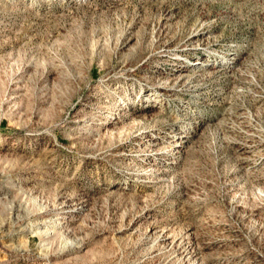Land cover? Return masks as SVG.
Segmentation results:
<instances>
[{
    "label": "rangeland",
    "instance_id": "rangeland-1",
    "mask_svg": "<svg viewBox=\"0 0 264 264\" xmlns=\"http://www.w3.org/2000/svg\"><path fill=\"white\" fill-rule=\"evenodd\" d=\"M0 264H264V0H0Z\"/></svg>",
    "mask_w": 264,
    "mask_h": 264
}]
</instances>
